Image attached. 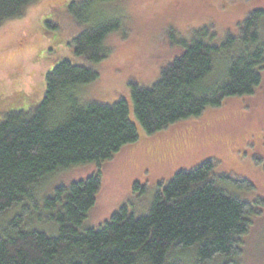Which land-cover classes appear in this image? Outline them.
Here are the masks:
<instances>
[{"label":"trees","instance_id":"16d2710c","mask_svg":"<svg viewBox=\"0 0 264 264\" xmlns=\"http://www.w3.org/2000/svg\"><path fill=\"white\" fill-rule=\"evenodd\" d=\"M35 1L0 0V25ZM113 1L69 6L84 25L72 43L86 64L59 61L46 73L39 103L8 111L0 120V218H6L0 225V264H211L218 259L237 264L259 209L227 188L229 182L243 188L252 183L214 172L213 160L159 183L144 214L135 213V201L129 200L98 227L83 223L101 186L99 170L39 198L54 173L79 164L100 166L135 142L139 127L152 134L199 117L227 97L253 94L261 83L264 44L258 25L264 10L255 9L241 23L238 38L228 32L219 43L204 27L181 40L179 54L155 82L134 83L130 98L82 101L80 88L98 77L91 64L108 57L106 38L123 26L118 15L95 14L97 6ZM47 223L54 234L45 231Z\"/></svg>","mask_w":264,"mask_h":264},{"label":"rangeland","instance_id":"374dc122","mask_svg":"<svg viewBox=\"0 0 264 264\" xmlns=\"http://www.w3.org/2000/svg\"><path fill=\"white\" fill-rule=\"evenodd\" d=\"M81 1L36 0L21 16L0 25V120L8 111L37 105L46 73L59 61L86 64L74 54L72 43L84 25L69 12L72 3L77 9ZM255 9L264 10V0H114L97 6L95 14L118 15L123 26L106 38L108 57L91 64L98 77L80 88L82 101L111 104L120 97L130 98L134 83L155 82L161 68L179 54L181 40H189L204 27L215 32L219 43L228 32L237 37L241 23ZM258 30L264 44V14ZM260 72L261 83L253 94L227 97L199 117L152 134L139 127L138 139L100 166L79 164L54 173L40 191V200L52 195L55 187L99 170L101 186L83 223L84 228L98 227L129 200L135 201V213L144 214L159 183H167L181 169L213 160L214 172L253 185L227 183L231 194L259 209L252 216L237 264H264V205L260 203L264 200V62ZM135 183L141 188H134ZM5 219L0 218V225ZM45 231L55 233L52 225ZM184 259L191 261L190 251Z\"/></svg>","mask_w":264,"mask_h":264}]
</instances>
